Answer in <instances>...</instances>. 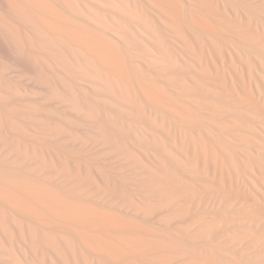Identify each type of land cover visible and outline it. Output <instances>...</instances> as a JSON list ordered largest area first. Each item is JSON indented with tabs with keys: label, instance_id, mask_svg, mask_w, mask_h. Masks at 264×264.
I'll use <instances>...</instances> for the list:
<instances>
[{
	"label": "bare ground",
	"instance_id": "obj_1",
	"mask_svg": "<svg viewBox=\"0 0 264 264\" xmlns=\"http://www.w3.org/2000/svg\"><path fill=\"white\" fill-rule=\"evenodd\" d=\"M0 264H264V0H0Z\"/></svg>",
	"mask_w": 264,
	"mask_h": 264
}]
</instances>
